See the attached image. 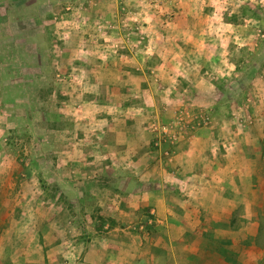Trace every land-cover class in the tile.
Listing matches in <instances>:
<instances>
[{
    "label": "rangeland",
    "instance_id": "1",
    "mask_svg": "<svg viewBox=\"0 0 264 264\" xmlns=\"http://www.w3.org/2000/svg\"><path fill=\"white\" fill-rule=\"evenodd\" d=\"M150 23L160 25L154 28L159 42L152 44V50L172 48L178 27L183 43L178 52L195 58L172 61L174 72L177 67L183 74L200 67L219 71L208 77L221 89L220 108L197 104L210 97L208 84L192 83L183 74L175 83L178 90L162 91L157 86L145 92L147 101L143 100L137 88L144 83L139 63L145 61L113 57L125 48L144 45L149 32L137 25ZM166 34L169 42L162 43ZM190 37H197L200 45H193ZM212 54L219 59L208 64ZM163 63L147 61L151 74L161 75ZM119 67H129L126 74L136 80L126 84L134 90L117 93L123 97L119 103L126 106L125 112L117 113L116 93L88 88L87 76L99 72L107 78ZM134 100L142 103V112L136 115L141 121L138 132H147V138L136 143L154 148L161 147L157 139L170 133L180 138L209 118L248 124L263 117L264 0H0V218L3 212L51 211L52 197L60 192L82 194L79 183L67 186V180L82 173L72 174L64 152L85 145L117 146L113 126L101 120L135 115L131 107L127 109ZM57 161L59 168L67 167L64 173L56 168ZM75 161L78 166L83 162ZM11 223L0 219V232L15 228Z\"/></svg>",
    "mask_w": 264,
    "mask_h": 264
},
{
    "label": "crops",
    "instance_id": "2",
    "mask_svg": "<svg viewBox=\"0 0 264 264\" xmlns=\"http://www.w3.org/2000/svg\"><path fill=\"white\" fill-rule=\"evenodd\" d=\"M137 27L149 32L144 45L125 48L113 59L145 61L139 63L144 83L137 88L145 101V92L154 87L178 90L175 83L179 84L183 73L179 67L174 72L171 62L195 60L178 52L183 44L179 28L172 48L159 51L152 50V44L159 42L154 28L160 25ZM167 38L164 35L161 42L168 43ZM189 40L200 45L197 37ZM216 56L212 54L208 64L216 62ZM152 60L166 61L161 64V75L151 74L147 61ZM127 69L119 67L107 78L99 72L87 76L88 88L116 93L117 113L126 107L119 103L123 97L117 93L135 88L126 86L136 80L126 74ZM213 73L220 74L200 67L183 76L192 83L206 82L210 97L196 103L217 109L221 89L209 82ZM141 104L134 100L127 107L135 115L101 120L113 126L119 136L117 146L85 145L64 152V158L71 160L67 163L72 174L82 173L75 177L81 181L67 180V186L80 184L82 194L60 192L52 197L51 211L33 208L1 213L2 223L9 220L16 226L0 232V264H264V116L248 124L227 117L209 118L180 138L170 133L157 139L161 147L154 148L136 143L147 138V132H138L141 121L136 115L142 112ZM75 160L83 162L78 166ZM59 166L57 161L56 168L64 173L67 167ZM6 170L15 173L12 168ZM1 198L5 203V197Z\"/></svg>",
    "mask_w": 264,
    "mask_h": 264
}]
</instances>
